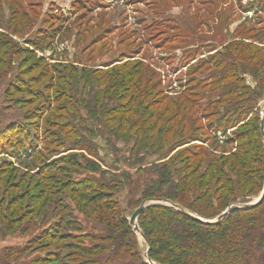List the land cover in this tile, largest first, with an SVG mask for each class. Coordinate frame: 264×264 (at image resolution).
Wrapping results in <instances>:
<instances>
[{"label": "rangeland", "instance_id": "1", "mask_svg": "<svg viewBox=\"0 0 264 264\" xmlns=\"http://www.w3.org/2000/svg\"><path fill=\"white\" fill-rule=\"evenodd\" d=\"M262 48L264 0H0V264H162L142 213L186 212L193 152H236L256 114L262 129L264 90L245 102L264 85ZM242 50L259 58L235 67ZM188 86L202 109L186 132L168 101ZM83 180L110 197L81 201ZM164 192L177 196L150 201Z\"/></svg>", "mask_w": 264, "mask_h": 264}, {"label": "trees", "instance_id": "2", "mask_svg": "<svg viewBox=\"0 0 264 264\" xmlns=\"http://www.w3.org/2000/svg\"><path fill=\"white\" fill-rule=\"evenodd\" d=\"M240 44L236 43L235 46ZM227 52L233 56L235 49H227ZM248 57V61L259 58L258 50L249 56L244 54L243 50L240 51L235 56L237 62L234 66H240L238 59L243 61ZM206 65L209 64H201L200 68ZM232 88L227 91L230 94H237ZM258 89L251 97L246 96L245 102L249 99L253 101L260 99L264 85ZM186 91V100L182 96L176 99L170 98L168 103L169 105L173 103L177 108L178 105L183 106L186 125L181 127L186 126L187 132L191 118L202 108L189 98L198 92L191 86H188ZM227 91L223 88V94ZM221 95L211 104L223 105L226 95L223 97ZM223 106L227 109L229 104ZM168 109L169 107L167 111ZM212 110L216 111L217 108ZM142 112V114L146 113L147 109ZM157 117L156 120L160 119V116ZM149 118L153 119V116L147 119ZM251 122L239 136H236L239 142L236 152L223 153L219 156L207 149L193 152L197 166L191 171H188L190 165L186 166L184 181L186 194L189 192L193 197V203L186 206V212L194 217L185 214L180 206V208L176 207L178 205H153L144 210L142 223H146L148 227H143L142 230L146 238L153 237L150 239L151 246L148 252L153 261L154 258H162V264H264V199L258 202L264 192V172H262L264 130L261 129L260 115H254ZM180 125L182 123L177 122L178 128ZM169 131L170 129L167 133ZM245 165L251 167L254 165L256 168L248 172L245 170ZM201 169L203 170L199 171ZM71 187L81 201L90 205L100 206L110 197L108 192L99 191L96 183L90 180H83ZM164 193L166 195L155 194L156 197L154 195L150 197L170 201L177 196V194ZM109 208L111 209L110 205ZM229 208L228 214L220 222H216V219ZM123 224L127 231H132L127 220L123 219ZM67 256L69 257V254ZM59 257L47 258L46 261L51 264H69ZM103 257L98 254L92 262L101 264Z\"/></svg>", "mask_w": 264, "mask_h": 264}, {"label": "water", "instance_id": "3", "mask_svg": "<svg viewBox=\"0 0 264 264\" xmlns=\"http://www.w3.org/2000/svg\"><path fill=\"white\" fill-rule=\"evenodd\" d=\"M264 128V118H263V122H262V129ZM264 130V129H263ZM264 199V192H263V194H262V196H261V198H260V200L258 201V202H260V201H262ZM150 201H154V202H156V201H163V202H165V203H169V201L168 200H165V199H161V198H151L150 199ZM176 207H178V208H180L179 206H176ZM143 209H144V207H141V208H139L138 210H137V212L134 214V216L132 217V219H131V222L132 223H134V221H135V219H136V217L140 214V213H142V211H143ZM230 211V208L228 209V210H226L217 220H216V222H220L227 214H228V212ZM184 212V211H183ZM185 214H187V215H189V216H193L192 214H190V213H187V212H184ZM194 217V216H193Z\"/></svg>", "mask_w": 264, "mask_h": 264}]
</instances>
